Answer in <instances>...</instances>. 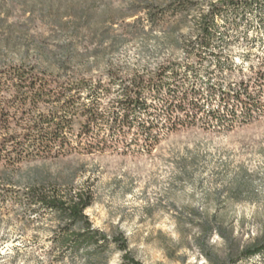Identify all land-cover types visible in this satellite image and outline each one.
<instances>
[{
  "label": "rangeland",
  "instance_id": "obj_1",
  "mask_svg": "<svg viewBox=\"0 0 264 264\" xmlns=\"http://www.w3.org/2000/svg\"><path fill=\"white\" fill-rule=\"evenodd\" d=\"M219 1L0 0V70L24 66L59 81L110 85L111 77L158 79L170 68L163 79L168 86L146 93L149 106L161 109L183 85L180 91L201 90L207 113L223 119L165 130L151 148L39 156L30 147L18 163L5 158L7 149L0 155V264H123L124 253L113 244L77 250L73 235H65L68 224L32 196L80 192L93 197L86 211L93 227L123 235L142 264H264V253L245 257L264 242V32L258 13L230 11L218 22L214 50L197 54L201 17ZM115 82L102 109L116 106ZM244 90L246 103L258 104L250 113L243 103L224 100ZM227 104L238 106L232 122L223 117ZM59 109L40 104L17 112L5 133L30 131L40 116ZM98 129L113 132L88 126L82 116L64 128L83 138ZM137 129H123L128 141Z\"/></svg>",
  "mask_w": 264,
  "mask_h": 264
},
{
  "label": "trees",
  "instance_id": "obj_2",
  "mask_svg": "<svg viewBox=\"0 0 264 264\" xmlns=\"http://www.w3.org/2000/svg\"><path fill=\"white\" fill-rule=\"evenodd\" d=\"M234 10L258 13L262 24L259 29L264 32V0H221L212 4L208 13L201 17L203 24L200 42L195 51L197 54L210 52L215 48L214 32L218 22L227 20L228 12ZM168 70L170 68L164 72L160 71L157 74L158 79L141 76L129 83L111 77L110 85H103L102 82L94 84L84 79L59 81L45 73H35L24 66H12L0 70V155L10 148L11 153L5 158L10 162L18 163L29 155L30 147L39 156L67 153L78 148L94 150L119 145L123 148L132 146L151 148L163 136L165 130L169 131L183 123L196 124L205 121L204 124H209L215 121L222 124L223 119L217 113L213 111L207 113L202 104L204 94L194 87L180 91L183 85L180 87L176 85V89L170 92L169 99L161 109L149 106L146 93L152 91L157 94L162 86H168L167 82H163ZM171 72L173 78L180 77L178 70L171 69ZM114 82L120 84L116 106L112 111H108L102 109L100 101L112 94L111 85ZM244 91L245 93H237L234 96L224 95V100L234 99L239 105L243 103L244 110L250 113L258 108V104L256 107L254 103H246L244 96L247 90ZM40 104H58L60 113L40 116L39 120H35L30 125L31 130L23 134L5 133L18 119L17 112L33 111ZM151 107L152 110L149 111ZM236 107L238 106L229 109L228 104L225 105L223 117L226 121L235 120ZM176 112L185 113V119L175 115ZM138 114L145 115L146 118L138 119ZM229 115L232 119H227ZM79 116L87 119L88 126L98 128L108 125L113 132L107 135L98 129V132L86 133L84 138L83 135L68 134L64 128L72 125ZM134 126H137V132L128 141V134L123 129L130 130ZM34 129L37 130L36 133H33ZM32 196L42 209L68 224V227H64L65 235H73L77 250L84 245L107 247L113 244L124 253L123 264H142L132 257L128 241L123 235L110 237L93 227L86 215L87 209L93 204L90 193H75L67 198L46 197L36 193ZM263 253L264 242L247 249L245 257L252 258Z\"/></svg>",
  "mask_w": 264,
  "mask_h": 264
}]
</instances>
